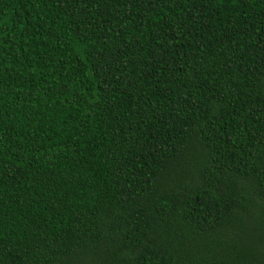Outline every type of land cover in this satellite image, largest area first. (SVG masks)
I'll list each match as a JSON object with an SVG mask.
<instances>
[{
    "label": "trees",
    "instance_id": "obj_1",
    "mask_svg": "<svg viewBox=\"0 0 264 264\" xmlns=\"http://www.w3.org/2000/svg\"><path fill=\"white\" fill-rule=\"evenodd\" d=\"M0 264H264V0H0Z\"/></svg>",
    "mask_w": 264,
    "mask_h": 264
}]
</instances>
